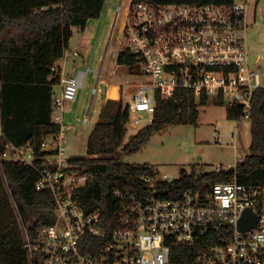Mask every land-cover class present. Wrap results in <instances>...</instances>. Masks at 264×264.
<instances>
[{
    "label": "built area",
    "instance_id": "1",
    "mask_svg": "<svg viewBox=\"0 0 264 264\" xmlns=\"http://www.w3.org/2000/svg\"><path fill=\"white\" fill-rule=\"evenodd\" d=\"M249 1L130 2L121 24V50L136 56L133 73L148 76L135 85L127 101L133 127L152 121L157 93L172 97L180 87L193 90L197 97L241 105L239 119L250 117L255 91L264 85L249 62ZM63 56L83 58L84 54L75 49ZM84 68L64 75L52 66L53 74H60V89L54 88L52 98V121L60 128L22 144L5 135L0 84V163L39 162L36 187L50 190L56 203L54 221L41 224L35 239L26 231L30 255L38 252L43 264H180L174 256L186 246L192 253L187 264H264V184L241 183L236 178L206 181L180 198L161 197L157 189L141 194L116 187L114 218L107 223H103V210L82 204L79 189L91 176L81 171L76 161L80 155L69 153L70 134L74 127L80 133L81 125L95 123L91 102L100 93L96 82L86 92L87 104H81L91 71ZM237 162L217 165L215 170ZM141 179L153 187L172 180L166 174H144ZM246 209L256 216V224L244 229L241 219Z\"/></svg>",
    "mask_w": 264,
    "mask_h": 264
},
{
    "label": "trees",
    "instance_id": "2",
    "mask_svg": "<svg viewBox=\"0 0 264 264\" xmlns=\"http://www.w3.org/2000/svg\"><path fill=\"white\" fill-rule=\"evenodd\" d=\"M141 1L154 4H223L234 0H132V3ZM111 2L0 0V84L4 131L9 140L22 144L30 139L40 140L59 130L60 125L52 121V98L55 85L60 82V74H53L51 68L68 49L75 27L85 29L89 19L98 18V26L91 31H97L99 36L102 34L104 16ZM136 61L133 53L120 50L118 65L132 66ZM210 103L226 104L231 119L242 116L241 105L225 103L222 99L211 100L205 95L197 97L193 90L180 87L172 97L164 98L157 93L152 121L125 141L130 120L128 103L122 99L108 98L89 134L87 155L76 159L82 167L81 171L91 176L87 185L79 189L82 204L87 209L103 210V223H107L114 218L113 190L116 187L141 194L157 189L161 197L180 198L188 189L206 181L214 183L236 178L241 183L264 184V86L255 91L249 117L251 151L236 166L201 174L195 170L191 173L183 170L180 178L164 180L153 187L141 176H157L159 170L121 160L120 153L141 150L156 132L172 124L195 123L200 106ZM39 166V162L33 165L10 160L0 163V176L6 180L8 193L33 239L41 224L54 221L56 207L52 192L36 187L41 176ZM180 248V254L174 258L180 264L189 263L191 251L186 246ZM0 264H43V261L38 252L30 255L24 238L5 231L0 234Z\"/></svg>",
    "mask_w": 264,
    "mask_h": 264
},
{
    "label": "rangeland",
    "instance_id": "3",
    "mask_svg": "<svg viewBox=\"0 0 264 264\" xmlns=\"http://www.w3.org/2000/svg\"><path fill=\"white\" fill-rule=\"evenodd\" d=\"M119 1L112 0L104 16L105 25L100 36L97 35V31H91L98 26L99 19L92 20L88 29L91 46L84 70L91 71L86 80V91L92 89L97 79L101 80L99 84L101 94L95 96L93 103L94 114L102 102V94L105 91L108 98L122 99L127 103L135 85L148 79L147 75L133 73L131 65H118V55L123 46L121 24L125 10L132 0H123L105 56ZM246 12L249 23L246 33L249 62L258 69L264 85V0H250ZM74 32L77 42L85 39L84 33L78 29ZM85 44L87 45L86 40ZM104 56L105 60H103ZM78 63L83 65L82 59ZM71 65L73 64H70L69 68ZM55 88L59 91L60 86L56 85ZM149 122L146 119L138 127H133L128 122L125 141ZM94 124L81 125L80 129L83 131L80 133L75 127L71 130L69 153L87 155L89 132ZM251 140L250 118L231 119L228 117L226 104L210 103L200 106V113L195 123L172 124L153 134L141 150L132 153L122 152L119 156L127 163L154 167L159 170L161 177L166 174L169 179H178L182 176L183 170L188 173L195 170L201 174L215 169L217 165H233L251 151ZM5 231H11L18 238H24L27 229L15 208V202L8 193L6 180L0 176V234Z\"/></svg>",
    "mask_w": 264,
    "mask_h": 264
},
{
    "label": "crops",
    "instance_id": "4",
    "mask_svg": "<svg viewBox=\"0 0 264 264\" xmlns=\"http://www.w3.org/2000/svg\"><path fill=\"white\" fill-rule=\"evenodd\" d=\"M101 15H102V13H101ZM96 19H98V18H91V19H89L88 22H87V25H86L85 29H83L81 27H75L74 28V30L75 29H78L80 32L84 33L85 39L83 40L84 42L82 40H80L79 42H77L75 40V32H74L73 33V37L70 40V44H69L67 50H75V49H78V50L82 51V53L84 54V57L83 58H68V57L62 56L60 59H58L55 62V66H57L59 69H61L63 71V74L64 75L71 74V73H73L77 69V67L82 66V64L78 63V61H80V59H82L83 65L86 66L87 59H88V55H89V49H90V46H91L90 33L88 31V23L90 22V20H96ZM80 32H79V34H80ZM82 38H83V36H82ZM85 40H86L87 45L85 44ZM70 64H73V65H71V68H69V65ZM100 81L101 80H98L97 82L100 84ZM119 90H120V88H119ZM119 95H120V92H119ZM107 99H108V96L106 95V91H105V93L102 94V102H101L100 106L98 107V110L94 114V117L96 119L95 124H96L97 120L99 119V115H100L101 108H102L103 104L106 102ZM94 100L95 99H93L92 102H91L92 103V107H93ZM86 102H87V100H86Z\"/></svg>",
    "mask_w": 264,
    "mask_h": 264
},
{
    "label": "water",
    "instance_id": "5",
    "mask_svg": "<svg viewBox=\"0 0 264 264\" xmlns=\"http://www.w3.org/2000/svg\"><path fill=\"white\" fill-rule=\"evenodd\" d=\"M122 4H123V0H120L118 3V9H117L116 14H115V19H114V22L112 25L111 34L109 37V42H108L107 47L105 49L106 50L105 56H106V52H107L109 44H110V40L112 39V34L114 33V30H115L116 22H117V19H118L119 13H120V8L122 7ZM105 56H104V59H105ZM102 66H103V63H102ZM254 224H256V216L253 214V212L250 209H246L244 211L243 218L241 219V227L245 229V228H249V227L253 226Z\"/></svg>",
    "mask_w": 264,
    "mask_h": 264
},
{
    "label": "bare ground",
    "instance_id": "6",
    "mask_svg": "<svg viewBox=\"0 0 264 264\" xmlns=\"http://www.w3.org/2000/svg\"><path fill=\"white\" fill-rule=\"evenodd\" d=\"M86 71V70H85ZM85 86H86V83H85ZM84 86V88H83V90H84V92H83V94H86V87ZM86 97H87V95L86 96H84L83 95V99L81 100V104H83L84 103V105H86L87 103L85 102L86 101Z\"/></svg>",
    "mask_w": 264,
    "mask_h": 264
},
{
    "label": "flooded vegetation",
    "instance_id": "7",
    "mask_svg": "<svg viewBox=\"0 0 264 264\" xmlns=\"http://www.w3.org/2000/svg\"><path fill=\"white\" fill-rule=\"evenodd\" d=\"M118 18H119V16H118ZM117 21H118V19H117ZM117 23V22H116ZM112 25H113V23H112Z\"/></svg>",
    "mask_w": 264,
    "mask_h": 264
}]
</instances>
